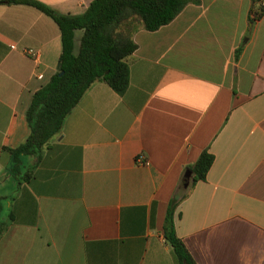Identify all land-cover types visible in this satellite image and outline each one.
<instances>
[{
	"label": "crops",
	"instance_id": "0c3cea01",
	"mask_svg": "<svg viewBox=\"0 0 264 264\" xmlns=\"http://www.w3.org/2000/svg\"><path fill=\"white\" fill-rule=\"evenodd\" d=\"M41 1L71 14L90 2ZM253 5L190 0L156 29L138 27L125 90L93 81L46 145L13 154L61 36L36 7L0 0V196L11 219L0 264H177L164 215L204 148L213 161L176 205V234L196 264H264V11L254 17Z\"/></svg>",
	"mask_w": 264,
	"mask_h": 264
},
{
	"label": "trees",
	"instance_id": "16d2710c",
	"mask_svg": "<svg viewBox=\"0 0 264 264\" xmlns=\"http://www.w3.org/2000/svg\"><path fill=\"white\" fill-rule=\"evenodd\" d=\"M29 4L49 15L57 23L61 36L58 69L47 82L31 95L25 116L30 128L26 139L13 153H37L56 135L64 118L83 97L95 80L105 81L118 93L128 84V57L136 47L133 32L138 27L153 30L170 21L190 0H90L77 14L63 13L41 0H7ZM252 13L260 16L264 0H253ZM82 29L77 52H74V31ZM213 161V154L202 149L197 158L185 167L191 170L189 183L181 185L169 198L163 221V236L171 246L177 264H196L183 240L176 234L174 211L192 185L203 179ZM0 196V234L11 220L3 215Z\"/></svg>",
	"mask_w": 264,
	"mask_h": 264
},
{
	"label": "water",
	"instance_id": "95a60500",
	"mask_svg": "<svg viewBox=\"0 0 264 264\" xmlns=\"http://www.w3.org/2000/svg\"><path fill=\"white\" fill-rule=\"evenodd\" d=\"M57 66H59V64H58ZM190 175H191V170H190V169H186V170L184 171V176H185V180H184V182H183V186H184V187L188 185Z\"/></svg>",
	"mask_w": 264,
	"mask_h": 264
},
{
	"label": "built area",
	"instance_id": "2783aa9c",
	"mask_svg": "<svg viewBox=\"0 0 264 264\" xmlns=\"http://www.w3.org/2000/svg\"><path fill=\"white\" fill-rule=\"evenodd\" d=\"M40 75V74H39Z\"/></svg>",
	"mask_w": 264,
	"mask_h": 264
}]
</instances>
